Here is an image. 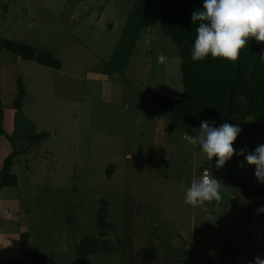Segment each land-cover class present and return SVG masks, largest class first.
<instances>
[{
	"label": "rangeland",
	"instance_id": "obj_1",
	"mask_svg": "<svg viewBox=\"0 0 264 264\" xmlns=\"http://www.w3.org/2000/svg\"><path fill=\"white\" fill-rule=\"evenodd\" d=\"M134 1L0 0V39L59 62L58 68L39 64L0 46L6 133L0 159L14 147L27 148L28 136L45 134L14 159L16 186L0 191V264H74L82 240L99 238L102 199L114 225L106 237L111 251L91 253L83 264L264 258V212L257 213L264 183L255 166L234 155L217 169L216 158L209 161L191 145L158 104L159 98L180 99L183 87L178 49L161 32L157 7L125 70L104 72ZM161 54L165 60L158 62ZM19 81L25 97L17 112ZM236 125L237 151L264 144V116ZM206 168L222 184L221 201L185 204L180 185L189 187Z\"/></svg>",
	"mask_w": 264,
	"mask_h": 264
},
{
	"label": "trees",
	"instance_id": "obj_2",
	"mask_svg": "<svg viewBox=\"0 0 264 264\" xmlns=\"http://www.w3.org/2000/svg\"><path fill=\"white\" fill-rule=\"evenodd\" d=\"M204 0H135L129 14L122 38L117 46L113 62L107 64L104 72H123L129 62L137 41L142 36L152 10L157 7L156 21L163 35L174 42L181 60V80L183 93L180 99H157L160 108L189 136L196 135L201 121H214V127L223 123L236 125L246 117L260 119L264 116V44L249 39L241 49L235 62L213 58L209 54L204 60L193 61L191 54L196 37L197 23H192L194 11L203 10ZM0 46L26 60L39 64L59 67L52 56L35 55L31 47L17 42L0 39ZM25 90L19 81L15 108H23ZM0 134L3 129V109L0 105ZM45 134L28 136L27 148L16 150L4 159L0 171V191L15 187L16 175L11 172L14 159L38 145ZM9 138V137H8ZM109 176L114 167L107 169ZM97 214L99 238L85 237L76 251L74 264H83L87 256L97 251L110 253L111 243L106 238L114 227L109 221L107 201L100 200ZM188 263V262H187Z\"/></svg>",
	"mask_w": 264,
	"mask_h": 264
},
{
	"label": "clouds",
	"instance_id": "obj_3",
	"mask_svg": "<svg viewBox=\"0 0 264 264\" xmlns=\"http://www.w3.org/2000/svg\"><path fill=\"white\" fill-rule=\"evenodd\" d=\"M191 20L192 23L198 22L191 54L193 61L204 60L211 54L213 58L235 62L249 39L264 43V0H204L203 10L194 11ZM157 60L163 62L164 55H159ZM214 123L201 121L196 135L186 136V139L191 145L199 146L209 161L215 157L217 169L234 155L243 156L247 165L255 166L254 175L258 181L264 183V144L250 153H246V146L237 151L233 145L241 128L229 123L214 127ZM239 166L244 167V162ZM180 188L184 190V203L192 207L222 199V184L207 168L192 178L189 187L181 184ZM260 212H264V207L257 209V213ZM249 264H264V258L256 256Z\"/></svg>",
	"mask_w": 264,
	"mask_h": 264
},
{
	"label": "crops",
	"instance_id": "obj_4",
	"mask_svg": "<svg viewBox=\"0 0 264 264\" xmlns=\"http://www.w3.org/2000/svg\"><path fill=\"white\" fill-rule=\"evenodd\" d=\"M3 89H2V87H1V85H0V98H2L1 96H2V91ZM3 115H4V112H3ZM16 120V119H15ZM3 129H4V121H3ZM4 141H5V136L4 135H1L0 134V147H2V146H4ZM6 142V141H5ZM9 151V150H8ZM8 156V155H7ZM6 156V157H7ZM5 159V158H1L0 159V171H1V168H2V165H3V160ZM0 177H1V174H0ZM17 262H19V264H21L22 262H23V259L22 260H19V261H17Z\"/></svg>",
	"mask_w": 264,
	"mask_h": 264
},
{
	"label": "built area",
	"instance_id": "obj_5",
	"mask_svg": "<svg viewBox=\"0 0 264 264\" xmlns=\"http://www.w3.org/2000/svg\"><path fill=\"white\" fill-rule=\"evenodd\" d=\"M204 170H205V169H204ZM204 170H203V171H204ZM203 171H202V173H203ZM202 173H201V174H202Z\"/></svg>",
	"mask_w": 264,
	"mask_h": 264
}]
</instances>
